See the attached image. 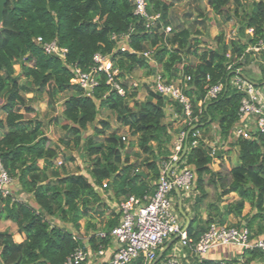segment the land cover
Masks as SVG:
<instances>
[{"label": "trees", "instance_id": "obj_1", "mask_svg": "<svg viewBox=\"0 0 264 264\" xmlns=\"http://www.w3.org/2000/svg\"><path fill=\"white\" fill-rule=\"evenodd\" d=\"M232 1L236 6L229 10ZM207 4L226 23L233 20L236 33L228 42L223 34L217 35L215 47L198 55L200 43L192 38L197 32L177 27L164 34V28L171 25V5L161 0H146L147 12L159 14L162 24L150 31L145 29L144 20L133 14L128 0L7 2L0 28V113L4 115L0 119V159L8 176L17 184L16 191L31 196L32 200L29 203L0 196V222L12 223L16 232L25 237L23 242L15 243L9 231L0 232V264H63L76 249L87 246L92 254L107 249L109 233L118 225L117 220L104 228L103 238L88 234L85 241L79 233L83 220L86 231L95 230L89 221L100 204L95 188L106 182L107 190L111 189L122 201L152 196L162 164L170 162L174 154V136L180 131L187 133L194 125L198 128L190 132L186 154L177 165L193 173L192 193L197 194L194 200L191 194L183 197V206L192 202L193 215L186 214L187 239L195 245L211 224L228 226L230 216L243 218L245 224L228 227L248 229L251 239L264 238V134L247 132L246 137L239 138L232 135L239 122L242 95L231 85L235 71L243 73L251 63L260 71L259 85L264 82V52L251 51L264 41V0H207ZM53 42L66 51L63 59L44 53L43 45ZM144 52H150V57H143ZM96 54L110 60L112 70L117 71L114 80L121 85L124 96L107 85L104 72L97 74L98 87L90 96L71 84L74 67L83 73L90 72L95 67ZM253 55L258 58L254 59ZM192 56L198 59L195 65L189 61ZM16 66L20 70L18 74ZM141 70H146L147 76L160 74L166 84L179 83L192 107L189 125L181 118L178 103L160 97L152 89L153 83L151 91L145 86L148 97L143 102L137 100V89L129 91L128 77ZM187 77L189 82L185 80ZM219 84L223 85L219 96L207 101L206 87ZM65 93L69 95L63 103L59 123L71 138L62 143L67 147L71 143L76 148L81 146L90 163L86 177L61 175L54 166L59 153L48 144L43 125L32 107L37 97L45 95L48 108L53 109L58 96ZM27 94L33 96L27 99ZM169 107L181 120L179 132H172L166 113ZM102 112L115 114L120 127L136 138L145 159L140 163L132 161L127 149L130 145L116 131L106 134L110 125L105 119L98 120ZM212 127L220 144L215 148L205 143ZM88 128H93V134L81 144ZM196 132L199 137H195ZM195 141L197 145L193 147ZM184 145L185 141L179 157ZM225 148L237 150L239 163L228 172L227 183L219 178L220 172L212 169L215 160L222 161ZM39 161L43 162L42 168ZM208 184L218 185L222 192L207 204L203 220L199 210L209 196L205 189ZM230 194L236 195L237 200L221 205ZM172 196L176 199L175 193ZM245 204L253 212L242 217ZM169 250L170 247L156 264H164ZM221 262L204 260L201 264ZM227 262L264 263V254L247 250ZM130 264L145 263L139 258Z\"/></svg>", "mask_w": 264, "mask_h": 264}, {"label": "built area", "instance_id": "obj_2", "mask_svg": "<svg viewBox=\"0 0 264 264\" xmlns=\"http://www.w3.org/2000/svg\"><path fill=\"white\" fill-rule=\"evenodd\" d=\"M128 2L133 7V14L144 20L146 30L150 31L162 26L159 14L150 15L147 12L146 0H128ZM170 31L171 28L167 26L163 32L166 35ZM248 32L251 33V31ZM43 51L46 55H56L60 59H63L66 53L54 42L43 45ZM121 51L124 52L125 49L123 48ZM251 51L264 52V41H260L258 46ZM150 54V52H144L142 55L148 58ZM104 60L109 59L96 54L93 57L95 67L88 73H83L74 67L71 83L80 87L86 96H90L98 87L97 74L104 72L107 76V85L118 95L124 96L121 85L114 80L116 73L112 70L111 63H109L110 68L106 69L103 65ZM230 68L228 67V70ZM239 74L240 70H236L231 80L232 87L242 95L238 109L239 122L234 127L232 135L239 138L246 137L247 132L264 134V87L245 81ZM153 79L152 89L160 97L178 103L181 108V118L189 125L192 121V107L189 99L182 93L179 83L178 85L166 84L165 80L157 73ZM185 80L189 82L190 78L187 77ZM206 80L208 81L209 78L207 77ZM222 90L223 85L221 84L207 86L205 99L207 101L215 100ZM186 134L185 132L180 133L170 162L162 164L154 194L143 199L129 197L119 204V223L109 233L114 244L112 255L106 262L100 264H130L139 258L143 259L145 264H152L157 260L160 251L167 245L170 250L165 257L164 264H201L209 251L221 247L236 248L239 255L247 250H256L264 254V238L251 239L250 232L244 227L211 224L195 245H192L191 241L187 239L184 223L179 221L172 193L178 189L182 196L189 197L193 189L194 175L189 169H179L177 166L168 175L170 167L179 160L178 154ZM195 137H199L198 132L195 133ZM122 141L125 142L126 138L122 137ZM192 145L195 147L197 142H193ZM13 188L14 181L4 170L0 159V196L3 198L13 197ZM99 236L103 238L105 234L101 233ZM104 251L99 249L94 253V257L102 258ZM91 254L87 246L84 249H76L63 264H88ZM221 264L229 263L224 260Z\"/></svg>", "mask_w": 264, "mask_h": 264}, {"label": "rangeland", "instance_id": "obj_3", "mask_svg": "<svg viewBox=\"0 0 264 264\" xmlns=\"http://www.w3.org/2000/svg\"><path fill=\"white\" fill-rule=\"evenodd\" d=\"M163 3H166L168 5H171V8L169 10V19L171 20L170 28H189L192 33L197 32L198 34L193 35L192 38L196 39V41H199V48L197 51L198 55H201L204 51L208 49H212L215 47V37L219 34H223L225 36V40L228 42L231 39L234 38L236 33V25L233 20H230L229 22H225L223 18L215 16L213 12L210 10L207 4V0H161ZM257 1V0H255ZM236 6L235 1H232L230 6L228 7L229 10L233 9V7ZM257 55V54H256ZM254 59H257L258 57L253 55L251 56ZM110 60H104V66L106 69L110 68L109 62ZM189 61L195 65L198 62L197 57H190ZM30 65V64H29ZM15 73H19V67L16 66ZM114 72L117 75V71L114 70ZM247 79H249L253 84L259 85V81L261 80L260 71L256 64H249L245 67V71L242 73ZM161 77V75L159 74ZM154 75L147 76L146 70L136 71L128 77L127 86L129 88V91H134V89H137L138 91V97L137 100L140 102H143L148 97V91L146 90L148 86L149 89L151 88L152 80ZM156 79V78H155ZM21 82L22 79H21ZM72 84V83H71ZM175 85H178V83H175ZM137 86V88H134ZM151 91V89H150ZM69 94H61L57 98V102L53 109L48 108V100L45 95H42L40 97L36 98L35 102H32V107L35 110V113L37 114V120L40 121L43 125V133L44 136L48 139V144L52 149H55L59 156L54 161V166L59 170V172L62 174H68V175H83L86 177L88 170L90 169V163L85 158L81 146L76 148L72 143L67 147L64 143L71 137H69L65 131H63L62 126L59 122H61V114L63 111V103L68 97ZM33 95L27 94L26 98L30 99ZM132 103L129 104V107H132ZM166 112H170L172 116L174 115V118L178 117L174 112L172 107H169L166 109ZM174 114H173V113ZM21 113H24L22 110ZM0 119H4V115L0 113ZM55 119L58 120V123L55 121ZM101 119H105L109 125L110 129L106 131L107 133H111L112 131H116L121 137L126 138V145L128 146V152L131 156L132 161H137V163H140L141 160L145 159V156L142 155L137 147V141L136 138L130 137L129 133L127 132L126 128H121L120 124L116 120L115 114H111L108 112H102L101 116L99 117V121ZM178 119V118H177ZM179 121V120H178ZM99 123V122H98ZM97 128L100 129L99 124H95ZM181 132V131H180ZM180 132L178 135L180 136ZM93 134V128H88L85 133L82 135V141L83 143L84 139L91 136ZM212 139L209 141L210 138ZM209 137L205 138V143H207L210 147L215 148L219 146L220 144L217 142L216 137V129L215 127H212L209 132ZM67 159V161H66ZM238 160H237V150L236 149H227L224 150V155L222 161L215 160L212 165V169L214 171L220 172V177L222 180L224 179L225 182H228V172L235 166H237ZM38 166L40 168L43 167V162L39 161ZM63 169H62V168ZM207 178H205V181ZM16 188L18 189V186L16 183H14V192H13V199L14 200H21L25 201V196H23L22 193H19L16 191ZM206 191L208 193V198L204 200L202 203V206L200 207V214L201 217L203 216V213L206 214L207 204L214 202L215 198L218 194L222 192L220 187L214 186V185H207ZM192 193V192H191ZM190 193V194H191ZM197 197L196 193H192V199L194 200ZM237 200V196L234 194H230L223 198V203L221 205L229 204ZM174 204H176V201L174 200ZM191 203L185 204L183 208H185V213L189 214V217L193 215L191 207ZM251 207L249 204L244 205V209L242 211V217L249 216L252 214ZM179 215V214H178ZM188 217V218H189ZM179 221L180 223H184V220L179 215ZM84 223V220L80 222V226ZM53 224V223H52ZM244 225L245 220L243 218H235L230 216L228 218L227 224L228 226L231 225ZM60 227H64L62 224L58 223ZM73 231V229L71 230ZM81 235V234H80ZM81 237H84L83 235ZM177 244V243H176ZM177 247V245H175Z\"/></svg>", "mask_w": 264, "mask_h": 264}, {"label": "crops", "instance_id": "obj_4", "mask_svg": "<svg viewBox=\"0 0 264 264\" xmlns=\"http://www.w3.org/2000/svg\"><path fill=\"white\" fill-rule=\"evenodd\" d=\"M259 77H260V75H259ZM261 86L264 87V82L261 84ZM167 115H168L169 122H171V125L173 128L172 132H175V131L179 132L181 130L180 125L182 124L181 120L177 119L176 117L174 118V115L172 116V114L170 112H168ZM178 139H179V135L176 134L174 136L173 149L177 145ZM16 190H17V188H16ZM95 192L100 196V204L92 212L91 218L89 219L90 223L95 226V230L91 229L89 231H86V229H85V223L86 222L84 221V223L81 225L80 231H79V233L81 234L80 237L83 235L84 237H82V239H84L85 241L87 240L86 235H88V234L100 235L101 233H104V228H106L107 225L111 221L117 220L119 223V220H120V214H119L118 208H119V204L122 202V198L117 199L113 195L111 189L107 190L106 182L103 183L102 187H96ZM191 195H192V193H191ZM23 196H25L24 199L26 202L29 201V203H31V200H32L31 196L25 195V194H23ZM174 200L177 202V198ZM205 218H206V214L203 213L202 219L205 220ZM6 230L12 234V237H13V240L15 243H21L25 239V237L23 235H19L16 232V227L12 223L0 222V232L6 231ZM113 248H114L113 240L110 237L109 246L107 249H105L104 256L100 259H96V257H94L95 254L93 253V254H91L92 256L89 259L88 264H100V263L106 262L111 257ZM237 255H239L238 249L231 248V247L230 248L221 247V248H217V249H213V250L209 251L207 253V255L205 256L204 260L212 261V262H218V261H224V260L232 259V258L236 257ZM252 264H255V263H252ZM259 264H264V263H259Z\"/></svg>", "mask_w": 264, "mask_h": 264}, {"label": "water", "instance_id": "obj_5", "mask_svg": "<svg viewBox=\"0 0 264 264\" xmlns=\"http://www.w3.org/2000/svg\"><path fill=\"white\" fill-rule=\"evenodd\" d=\"M8 1H9V0H0V28H1L2 18H3V13H4V7H5V5L7 4ZM239 76H240L242 79H244L245 81L252 83V82H251L249 79H247L242 73H240ZM209 122H210V119H208L207 124H208ZM197 128H198V126H197V125H194V126H192V127L188 130V132H187V134H186L185 145H184V147H183L182 154H181V156H180L178 162H177V163H174V164L170 167V169H169V171H168V175H169L170 172H171V171H172V170L178 165V163L184 158V156H185V154H186V151H187V145H186V142H187L188 136H189V134H190L191 131L196 130ZM174 193H175L176 198H177V202H176L177 212H178V214L182 217V219L184 220V227H185V230H186V229H187V226H188V224H189V218L187 217L186 213L183 211V204H182V202H183V197H182V195H181V193H180V191H179L178 189H175V190H174ZM167 249H168V245L165 246L164 249H163L162 251H160L157 260H156L154 263H152V264H156V262L162 257V255L166 252Z\"/></svg>", "mask_w": 264, "mask_h": 264}, {"label": "clouds", "instance_id": "obj_6", "mask_svg": "<svg viewBox=\"0 0 264 264\" xmlns=\"http://www.w3.org/2000/svg\"><path fill=\"white\" fill-rule=\"evenodd\" d=\"M180 158V157H179ZM182 197H184V196H182Z\"/></svg>", "mask_w": 264, "mask_h": 264}]
</instances>
